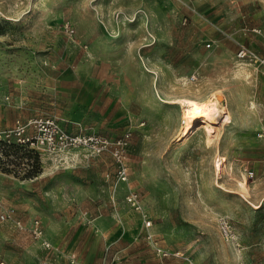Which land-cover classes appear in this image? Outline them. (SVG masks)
Instances as JSON below:
<instances>
[{"label": "rangeland", "instance_id": "obj_1", "mask_svg": "<svg viewBox=\"0 0 264 264\" xmlns=\"http://www.w3.org/2000/svg\"><path fill=\"white\" fill-rule=\"evenodd\" d=\"M211 91L232 122L210 147L200 127L179 141L163 100ZM33 118L128 133L126 182L109 153L51 155L8 133ZM0 132V264H264V0H0Z\"/></svg>", "mask_w": 264, "mask_h": 264}, {"label": "built area", "instance_id": "obj_2", "mask_svg": "<svg viewBox=\"0 0 264 264\" xmlns=\"http://www.w3.org/2000/svg\"><path fill=\"white\" fill-rule=\"evenodd\" d=\"M66 32H69L68 28H66ZM246 55L247 52L243 48H240L238 56L244 58ZM28 128L32 129L31 134L25 133ZM8 133L17 135L16 140L20 144H28L30 147L40 149L51 155H59L76 148L90 150L93 154L109 153L116 165V177L122 182H126L127 180L124 149L129 137L128 133L118 140L109 142L97 135H81V133L75 134L68 132L56 120L50 118H33L28 120L24 125L17 123L15 129L10 130ZM0 134L3 133L0 132ZM8 136L6 135V137ZM125 200L137 213L138 222L146 230L151 229V220L143 213L137 194L132 190H128L125 194ZM7 220H11L10 212L5 211L0 213V222ZM14 224L18 228H22L21 222L16 221ZM221 225L222 232L227 237L229 231L228 225L226 223H222ZM29 232L34 238L41 240L42 232L38 226V222L31 224ZM146 237L157 254L166 257L167 253L156 244L153 236L149 232ZM41 243L44 247H49L48 242L41 240ZM69 262L71 264H88L80 260L77 261L75 255L69 257ZM97 264H107V262L101 260Z\"/></svg>", "mask_w": 264, "mask_h": 264}, {"label": "bare ground", "instance_id": "obj_3", "mask_svg": "<svg viewBox=\"0 0 264 264\" xmlns=\"http://www.w3.org/2000/svg\"><path fill=\"white\" fill-rule=\"evenodd\" d=\"M146 72L150 71L146 69ZM156 79L155 76L152 79V85L154 88H156ZM220 96L221 95L215 91H211L204 97L195 96L194 94L179 95L167 97L163 100V103L176 106L180 109L179 141L186 140L196 127H200L202 129L201 133L204 136L206 146L210 147L214 144L224 127L232 122L231 110L228 106L220 103ZM215 161L219 162L221 166H226L227 164L226 159L220 156H217ZM245 183L246 180L243 177L241 185L244 186Z\"/></svg>", "mask_w": 264, "mask_h": 264}, {"label": "trees", "instance_id": "obj_4", "mask_svg": "<svg viewBox=\"0 0 264 264\" xmlns=\"http://www.w3.org/2000/svg\"><path fill=\"white\" fill-rule=\"evenodd\" d=\"M20 146H21V147H25V145H20ZM2 154L5 155V156H8L7 151H4ZM10 162H11V161H10ZM20 163H21L20 161H17V165L20 164ZM35 163H36V164L38 163V158H36V157H35Z\"/></svg>", "mask_w": 264, "mask_h": 264}]
</instances>
